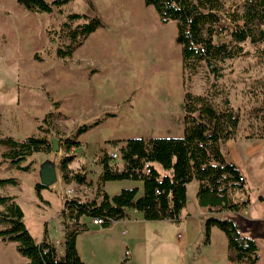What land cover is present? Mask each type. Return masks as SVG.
<instances>
[{"label": "rangeland", "instance_id": "374dc122", "mask_svg": "<svg viewBox=\"0 0 264 264\" xmlns=\"http://www.w3.org/2000/svg\"><path fill=\"white\" fill-rule=\"evenodd\" d=\"M74 12L98 16L103 27L91 34L72 57L62 59L56 55L54 31ZM226 24L229 23L223 20L222 25ZM176 32L175 23L163 24L144 0H71L52 13L29 12L17 0H0V131L16 137L42 136L45 132L40 126H43L49 130L48 138L60 147L59 151L39 152L28 158L22 165L31 163L29 171L7 161L0 164V179L19 180L18 185L0 187V195L16 196L35 239L41 240L47 231V236L64 254L65 231L61 228L64 195L82 198L95 195L98 178L95 171L88 174L91 182L88 186L64 181L60 161L65 154L76 156L71 168L83 170L88 162L100 164L105 153H120V147L128 139L183 136L187 81ZM223 40V34L217 37V41ZM243 45L246 53L225 63L223 78L209 80L202 71L190 82L194 94H206L213 83L228 94L241 113V132L256 129L258 122L250 112L264 99V85L259 87L258 82L264 83V43L253 45L247 41ZM109 113L116 116H108ZM99 120V125L75 137L81 125ZM68 138L80 139V144L69 152L63 146ZM5 149L0 145V159ZM259 157L262 161H256L255 157L249 163L252 168L263 165L259 173L245 162L241 164L252 196L258 191L264 193V149ZM46 161L56 163L59 177L44 191L50 203L39 201L35 190L40 182V168ZM126 184V187L140 186L135 181ZM113 188L109 185L108 189ZM251 201L256 223L262 229L257 238L260 246L257 264H264V202L259 203L254 197ZM193 202L191 196L192 212ZM245 214L249 216L250 212ZM92 220L85 216L83 223L93 224ZM187 222H192L188 228L185 223L180 225L181 221H157L164 225H151L142 241L146 246L140 250L141 259L148 264H180V256L184 257L188 250L182 242L191 239L196 249L202 247L207 237L197 227L201 224L200 215ZM121 230L120 227L113 232L114 239L128 242L127 232L122 234ZM214 232L220 234L214 235L220 253L227 237L216 226ZM84 236L82 244L89 248ZM133 238L138 240L136 236ZM101 247L100 243V250ZM100 254L98 261L104 256L101 251ZM14 256L24 259L15 250L14 242L8 243L0 236V264H13L10 258Z\"/></svg>", "mask_w": 264, "mask_h": 264}, {"label": "trees", "instance_id": "16d2710c", "mask_svg": "<svg viewBox=\"0 0 264 264\" xmlns=\"http://www.w3.org/2000/svg\"><path fill=\"white\" fill-rule=\"evenodd\" d=\"M17 1L29 12L52 13L71 0ZM88 3L94 9L92 3ZM144 4L153 7L163 24L173 21L176 25V42L181 46L182 68L188 83L184 96V134L177 138L128 139L120 147L119 162L110 153H105L100 158L102 168L95 184V195L91 198L64 195L61 214L65 231L63 255L48 236L41 242L35 240L16 196L0 195V225L3 226L0 236L6 242L17 244L16 250L27 259V264H85L77 249V236L88 230L87 224L82 222L85 216L102 219L103 228L126 218L129 209L143 213L147 221L180 222L188 203L187 186L194 180L199 183L197 200L202 207L215 212H237L248 204V200L236 198L238 192H247V182L240 167L229 159L226 144L241 135L264 138V99L250 112L258 122L256 129L241 132V113L233 106L228 94L214 83L206 94H194L190 82L202 71L209 80L223 78L225 63L246 53L245 42L264 43V0H144ZM223 20L229 24L222 25ZM100 27H103V21L98 16L68 14L60 29L54 31L57 57H72ZM222 34L225 40L217 41ZM258 82L261 83L259 87L264 85L261 80ZM218 97L221 100L217 101ZM100 122L81 125L75 137ZM40 127L45 132L42 136L16 138L0 132V145L6 147L0 164L7 161L29 171L31 163L23 166V162L35 153L51 152L53 141L46 134L49 130ZM79 144L78 139L68 138L63 146L69 152ZM75 157L67 153L60 161L64 181L91 185L85 169L70 167ZM124 180L141 181L143 193L139 195L136 186L124 188L113 196L105 191L106 182ZM9 184L18 185L19 180L14 177L0 179V187ZM48 188L41 182L35 185L39 201L44 200L42 190ZM214 226L227 237L228 258L232 263L255 264L259 260L257 241L242 235L235 220L210 215L205 223L207 241Z\"/></svg>", "mask_w": 264, "mask_h": 264}, {"label": "crops", "instance_id": "0c3cea01", "mask_svg": "<svg viewBox=\"0 0 264 264\" xmlns=\"http://www.w3.org/2000/svg\"><path fill=\"white\" fill-rule=\"evenodd\" d=\"M10 136L16 137V135L14 134H10ZM16 138H25V137H16ZM226 146H227V155L229 159L235 162L240 167L247 182L246 184L247 192L246 193L238 192L236 194V198L238 199L239 197H243L244 200H248V204L243 209L237 212L211 211L210 209L199 205L197 200V190L199 187V183L196 180H194L191 183H189L187 186L188 203L186 208L182 212V215L184 213L185 215L181 216L182 218L180 225H182V223H185L186 227L188 228V226L191 225L192 222H187V220L191 219L193 216L197 217L198 215H200L201 224L200 226L197 225V227H199V230H201L204 233L205 223L210 215H215L223 218H230L236 221L242 235L255 239L257 241V238L259 237L258 233H260L262 229L256 223L255 214H253V207L251 205L252 202L251 198L254 197L259 201V203L264 202V200H260L261 197L264 198V193L258 191L254 194V196H252V193H250L247 176L242 170L241 164L245 162L249 168L251 169L255 168L257 173H259L260 170H262L263 165L257 164V166H254L252 168L249 166V163L255 157H256V161L259 162L262 161V158H260L259 155L262 153V150L264 149V138L238 137L237 139L229 140ZM85 170L88 172L87 174H89V172L95 171V174L97 173L96 175L97 178V176H99V174L101 173V165L99 163H96V161L95 163L88 162L87 166L85 167ZM88 179L90 180L89 176ZM128 181L129 180L106 182L104 186L105 191L110 196H113L119 193L124 188H131V187H126L128 186V184H126ZM135 182L137 184H140V186H136V187L139 188V195H141L143 193V183L141 181H135ZM109 185H112V187H114L113 191H110V189H108ZM44 191L45 189L42 190L43 198L45 201L49 202L44 195ZM191 196L194 198L195 201L193 202V206H195L194 209L195 213L189 210V203ZM253 203L255 204L257 203V201ZM246 212H250L251 216L250 215L246 216L245 214ZM127 213L128 216L126 218L114 221L112 225L107 228H103L102 226L99 227L100 225H96L92 222L93 224L87 225L88 230L80 233L77 236V249L85 264H148L146 260L141 259L142 257L140 254V250L143 246L144 247L146 246L145 243L142 241H144V239L147 238L144 236L146 235L147 230L151 228V225H164V224H158L157 221L145 220L143 213L135 209H129ZM58 219L61 222L60 217H58ZM83 219L84 217L82 218V222ZM163 221H168L172 223V221L170 220H163ZM120 227L123 228V230H121L122 234H125L127 232L128 238L126 240L128 242L119 243L117 240L114 239L113 232L115 230H118ZM61 228L63 230L62 225ZM214 231H215V226L211 228L210 240L209 241L206 240V242L204 241L205 244L202 247H199L198 249H196L197 246H195V244L193 245L191 239H186L184 242H182L181 244L183 245V247L188 248V250H186L184 257L180 256L179 258L180 264H234L228 258L227 239L226 242H224V245L221 247L219 253L218 251L219 247L214 242V235L218 236L220 234ZM84 235L87 236L89 248H86V245L84 244L85 245L84 246L82 244L81 237H85ZM45 236L47 237V231H45V234L42 236L41 240H37V239L35 240L37 242H41L45 238ZM133 236H136L138 240L135 241ZM50 240L56 245V242H54L52 239ZM139 240L141 242H139ZM199 240H202V237ZM221 242H223V240ZM8 243H13V242H8ZM100 243L102 244L101 250H100ZM16 246L17 244L15 243V250H16ZM56 247L59 253L63 254V251L60 250L57 245ZM90 248L91 251H89ZM259 250H260V246H259ZM100 251L102 254H104L102 261H98L100 258L99 256L101 255ZM126 251L130 252V255L127 257H125ZM10 260L13 264L14 263L27 264L26 258L20 259L14 256L13 258H10ZM258 261L255 264H257ZM239 264H249V262L244 261Z\"/></svg>", "mask_w": 264, "mask_h": 264}, {"label": "water", "instance_id": "95a60500", "mask_svg": "<svg viewBox=\"0 0 264 264\" xmlns=\"http://www.w3.org/2000/svg\"><path fill=\"white\" fill-rule=\"evenodd\" d=\"M58 144L53 142V151H59ZM58 171L55 162L46 161L40 168V182L45 186H52L58 181Z\"/></svg>", "mask_w": 264, "mask_h": 264}, {"label": "built area", "instance_id": "2783aa9c", "mask_svg": "<svg viewBox=\"0 0 264 264\" xmlns=\"http://www.w3.org/2000/svg\"><path fill=\"white\" fill-rule=\"evenodd\" d=\"M110 155L112 156V158H113L114 160L119 159V156H120L119 152H112V153H110ZM237 200H238V201H243L244 199H243V197H239ZM92 222H93L94 224H96V225H101L103 221H102V219H100V218H93ZM129 255H130V252H129V251H126V253H125V257H127V256H129Z\"/></svg>", "mask_w": 264, "mask_h": 264}]
</instances>
